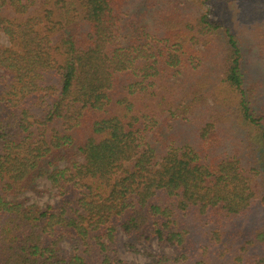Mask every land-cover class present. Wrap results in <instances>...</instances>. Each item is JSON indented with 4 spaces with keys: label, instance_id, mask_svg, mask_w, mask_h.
I'll return each mask as SVG.
<instances>
[{
    "label": "trees",
    "instance_id": "obj_1",
    "mask_svg": "<svg viewBox=\"0 0 264 264\" xmlns=\"http://www.w3.org/2000/svg\"><path fill=\"white\" fill-rule=\"evenodd\" d=\"M206 3L220 17L193 10ZM235 19L264 26V0H0L8 40L0 42V264H207L189 219L199 231L212 226L215 251L230 255L236 246L220 264H264V225L236 245L221 244L218 233L236 237L245 229L231 227L248 229L253 205L264 206V110L253 101L260 86L242 67ZM207 55L255 132L249 169L217 152L213 102L227 105L211 98L212 71L198 72ZM207 110L197 147L166 142L165 128ZM40 178L56 189V203L17 198ZM118 231L174 253L121 259Z\"/></svg>",
    "mask_w": 264,
    "mask_h": 264
},
{
    "label": "rangeland",
    "instance_id": "obj_2",
    "mask_svg": "<svg viewBox=\"0 0 264 264\" xmlns=\"http://www.w3.org/2000/svg\"><path fill=\"white\" fill-rule=\"evenodd\" d=\"M129 3L131 6L132 1H130ZM236 7H238V5ZM125 10L127 11L128 8H125ZM150 10L151 9H149L148 11L150 12ZM193 10L198 14L206 13L210 19H215L220 17L217 9H215L214 6L209 5L208 3L195 5ZM149 20H151L150 17L148 21ZM150 24L151 26L149 27V29L153 30L152 29L154 25L153 22L150 21ZM232 24H233V31H235L236 33L235 35L242 47L241 48L242 56H243L242 67L245 71V75L248 78L247 80L250 81V83L252 81H255L257 83V86L258 85L260 86L259 87L260 95L256 93L255 98H253V101L256 102L255 107L264 110V26L259 25L256 30L255 29L253 30V28L248 23L242 22L237 19L233 20ZM0 42L4 45L8 44L6 35L1 31H0ZM215 58H216L215 55H207L205 59L200 61L201 62L200 65H202V68L200 69L198 68V72L206 71V68L210 69L212 71L210 73H212L214 76V82H211V84H209V87L211 88V95H212L211 98L215 97L217 100H222V99L226 100L225 102L227 106L221 103L218 104V102L216 101L213 102L214 108L212 115L218 114V119L220 118L219 119L220 139L222 136V140L221 142H219L217 152L219 153L223 150H226L228 155L231 154L237 155L239 158L242 159V162L246 167V169H249L250 166L253 165V162H252V156L248 155V151L246 149V143L248 139L249 140L251 139L248 137L249 136L248 133L251 130L249 128L248 130L244 125V123L242 122L240 116L236 115L237 114L236 100L234 97H231L228 94V92L224 89L221 82V67L218 66V64H216L217 61ZM170 80L177 82V77L176 78L172 77ZM187 80L189 81L188 76H186V74L184 75L182 74L180 82L186 87L190 86V82H188ZM182 90L183 88H181V91ZM176 91H178V89H176ZM181 91H178L179 97L176 96L177 98H180ZM192 97L193 95L191 94V98L189 97V103L191 106H194ZM148 108L152 109L153 107H148ZM148 108H146V111L148 110ZM216 110L218 112H216ZM209 111L210 110H207V112L205 113L203 112L202 115L200 113H195V115L193 114L192 120L188 123L185 124L173 123L175 126L173 129L169 131L168 129L165 128V133H161V134L166 137L165 140L167 143L170 142V140H173V142L175 143L174 145L188 143L197 147L198 141L196 142V133L197 130H199V128L203 124V121L206 120L207 116L210 115ZM153 118L157 119L160 122V120L157 117L153 116ZM202 119L204 120L201 121ZM169 133H171L174 136L173 137L174 139H168ZM251 134H255V132L251 131ZM251 140L254 143L255 149L258 150V147L255 143V139L252 138ZM223 153L225 152H221L219 154H223ZM62 164L64 163L62 162L61 165ZM260 192L261 193H257V194L261 195L262 191ZM17 198L24 200L26 204L35 203L41 207L47 204H54L58 201L56 189L50 185V182L46 178L37 179L33 188L26 190L21 195L17 196ZM252 208L254 210L253 214L249 215L250 217L246 216L247 218H245V219H249L248 229H246V224L243 223L244 225H242L241 221L237 225L231 227V230H235L237 228L245 229V231L237 233L236 237L234 235H231L229 230H227L226 228L221 229V231L218 232L221 238V244H225V246L229 244L236 245L240 241L239 239L240 236H243V234L244 235L247 234L248 238H250V231L254 226H258L260 224L264 225V206L260 205L259 201H257ZM188 224L192 230V233L194 234L193 237L194 245L198 244L196 246L204 247V256L203 255L200 256V254L198 255L200 257H203V259L207 262V264L227 263V261L233 258V255L235 254L236 246L230 249L232 253L230 255H228V252L225 255L224 253L215 251L216 247L213 246L210 240L208 239L211 238L210 230H212V226L208 227L204 225L202 231H199L197 230L199 227L196 225L193 219H189ZM188 224L186 226H188ZM130 242L135 243L136 246L135 249L138 250V252L133 251L128 247V243ZM116 244H117V254L119 258L128 261H134L137 263H144L148 260V257H146L141 253L143 250L153 251L157 253L162 251L168 254L174 253L172 248L170 247L164 246L160 248L155 241H152L151 244L137 243L133 241L131 238L127 237L121 231H118L117 233ZM63 246L66 249H68L69 248L68 242H64Z\"/></svg>",
    "mask_w": 264,
    "mask_h": 264
}]
</instances>
